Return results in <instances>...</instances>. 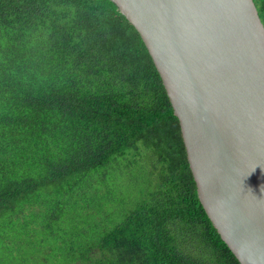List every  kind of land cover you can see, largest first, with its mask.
<instances>
[{
  "label": "trees",
  "instance_id": "obj_1",
  "mask_svg": "<svg viewBox=\"0 0 264 264\" xmlns=\"http://www.w3.org/2000/svg\"><path fill=\"white\" fill-rule=\"evenodd\" d=\"M64 213L74 229L60 221L68 234L50 245L5 240L22 225L33 236L26 217L44 229ZM35 247L37 264H240L200 202L153 59L112 0H0V253L28 264L16 257Z\"/></svg>",
  "mask_w": 264,
  "mask_h": 264
},
{
  "label": "water",
  "instance_id": "obj_2",
  "mask_svg": "<svg viewBox=\"0 0 264 264\" xmlns=\"http://www.w3.org/2000/svg\"><path fill=\"white\" fill-rule=\"evenodd\" d=\"M178 117L202 206L240 264H264V24L254 0H112Z\"/></svg>",
  "mask_w": 264,
  "mask_h": 264
},
{
  "label": "rangeland",
  "instance_id": "obj_3",
  "mask_svg": "<svg viewBox=\"0 0 264 264\" xmlns=\"http://www.w3.org/2000/svg\"><path fill=\"white\" fill-rule=\"evenodd\" d=\"M65 217V218H64ZM24 221L27 222H32L35 224V226H37V230L33 232V236L30 237L32 231L30 229H28L26 226H17L15 228V230L10 231L9 233H7V235H5V240H10L13 237H17L18 238H24L26 239H32V240H36L38 242H40L41 240H45L46 244L53 243V240H55L54 237L51 236V233L53 232H59L60 234H68V232L64 229H59V222H62V225L64 226V228L68 229L69 231L74 229V225L70 222L69 217L67 216L66 213L62 214L60 216V218L58 220H54L50 221L51 225L50 227L44 228L43 227L46 225L47 223V219L44 218L43 216H33V217H26L24 218ZM54 224L56 229L54 228ZM61 225V223H60ZM39 247H35V248H31V249H26L25 252H23L20 256L16 257V258H22L24 260L27 261L28 264H37L38 259H35L33 257V254L31 253L33 250L38 249ZM7 255H9L6 252H1L0 253V264H19L16 262H13L12 260L9 262V259L7 258Z\"/></svg>",
  "mask_w": 264,
  "mask_h": 264
}]
</instances>
